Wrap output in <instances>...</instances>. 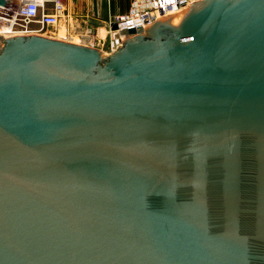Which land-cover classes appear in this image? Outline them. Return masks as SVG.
I'll list each match as a JSON object with an SVG mask.
<instances>
[{
  "label": "water",
  "instance_id": "1",
  "mask_svg": "<svg viewBox=\"0 0 264 264\" xmlns=\"http://www.w3.org/2000/svg\"><path fill=\"white\" fill-rule=\"evenodd\" d=\"M122 34L0 36V264H264V0Z\"/></svg>",
  "mask_w": 264,
  "mask_h": 264
},
{
  "label": "built area",
  "instance_id": "2",
  "mask_svg": "<svg viewBox=\"0 0 264 264\" xmlns=\"http://www.w3.org/2000/svg\"><path fill=\"white\" fill-rule=\"evenodd\" d=\"M0 7V26L5 27L1 37L39 36L59 39L56 33L63 28L59 40L95 48L110 55L120 48L123 31L144 28L154 21L181 12L200 0H127L126 11L108 17L102 28L81 33L75 31L74 15L64 0H6ZM112 25L115 29H111ZM103 35L99 36V30ZM1 30V28H0Z\"/></svg>",
  "mask_w": 264,
  "mask_h": 264
},
{
  "label": "crops",
  "instance_id": "3",
  "mask_svg": "<svg viewBox=\"0 0 264 264\" xmlns=\"http://www.w3.org/2000/svg\"><path fill=\"white\" fill-rule=\"evenodd\" d=\"M66 6L68 8L71 9L72 13H74L75 17L79 16V18H73V20L75 21V31L81 33L82 31H86V30H93V27L91 26V24H93L92 22H98L100 23L99 26H104V22L107 20L108 17H111L113 15H116L118 13H123L126 11V6H127V0H125V3H123V0L119 1L116 6H113V9H110L109 3L107 1V9L105 10V15H104V19L102 20H96L97 18H95L96 21L93 20V16L94 13H91V11L88 9V7L91 5L90 1H85L84 3V9L81 7L79 8V4L76 1H71V0H64ZM75 2L77 4H75ZM81 9V11H80ZM83 9V11H82ZM97 12H95V15L97 16ZM102 27H96V28H102ZM95 28V29H96ZM103 30V29H101ZM100 30V31H101ZM100 36H102V34L100 33Z\"/></svg>",
  "mask_w": 264,
  "mask_h": 264
},
{
  "label": "rangeland",
  "instance_id": "4",
  "mask_svg": "<svg viewBox=\"0 0 264 264\" xmlns=\"http://www.w3.org/2000/svg\"><path fill=\"white\" fill-rule=\"evenodd\" d=\"M71 1H73V0H71ZM74 1H76L78 4H79V8H85L84 7V3H85V1H90V3H91V5L88 7V9L91 11V13H94V16H93V20L94 21H96V20H103L104 19V15H105V10L107 9V1H108V3H109V6H110V9L112 8L113 9V6H116V4L119 2V1H121V0H74ZM75 2V4H77ZM123 3H125V0H123ZM83 9H82V11H83ZM69 11H71V9L69 8ZM80 11H81V9H80ZM96 11H98L97 12V16L95 15V12ZM95 18H97L96 20H95ZM93 24H91V26L93 27V30L98 26V27H102V26H99L100 25V23H98V22H92ZM60 29V28H59ZM61 31L59 32V35L60 36H63V28H61L60 29ZM101 34H103V31H101L100 32ZM39 36H42V37H44L43 35H39ZM54 40H56V39H54ZM59 41H61V40H59ZM72 44H77V45H79L78 43H76V42H73Z\"/></svg>",
  "mask_w": 264,
  "mask_h": 264
},
{
  "label": "bare ground",
  "instance_id": "5",
  "mask_svg": "<svg viewBox=\"0 0 264 264\" xmlns=\"http://www.w3.org/2000/svg\"><path fill=\"white\" fill-rule=\"evenodd\" d=\"M174 15H176V14H174ZM171 16H173V15H170V16H168V17H171ZM0 28H1V30H0V34H1V33H3L2 31L5 30V27L0 26ZM60 29H61V27H60ZM60 29H59V30L57 31V33H56V37L59 38V39H60L61 37H63V36H60V35H59V32L61 31ZM100 30H101V29H100ZM100 30H99V36H100V32L103 31V30H101V31H100ZM4 32H5V31H4ZM102 35H103V34H102ZM4 38H6V37H4ZM59 39H56V40H59Z\"/></svg>",
  "mask_w": 264,
  "mask_h": 264
}]
</instances>
